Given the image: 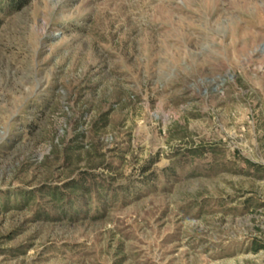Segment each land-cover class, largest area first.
<instances>
[{"label":"rangeland","instance_id":"374dc122","mask_svg":"<svg viewBox=\"0 0 264 264\" xmlns=\"http://www.w3.org/2000/svg\"><path fill=\"white\" fill-rule=\"evenodd\" d=\"M9 1L0 264H264V0Z\"/></svg>","mask_w":264,"mask_h":264},{"label":"trees","instance_id":"16d2710c","mask_svg":"<svg viewBox=\"0 0 264 264\" xmlns=\"http://www.w3.org/2000/svg\"><path fill=\"white\" fill-rule=\"evenodd\" d=\"M13 1H15V0H10L9 3H12ZM100 119L103 121L102 122V127L105 126L107 124V121H108L107 114L103 113L101 115ZM246 162L254 169L255 172L264 171V167L262 165H258V164H255V163H252V162H249V161H246ZM84 174H88V173L86 172ZM89 175H92V174H89ZM79 183H80L79 179H71L65 184V188L66 189L68 188L71 191L78 190L79 189ZM97 189L98 188H97V185L95 184V182H91V185H90V183H88V184H86V186L82 187V190H83L82 192H84V193H88L90 191L96 192ZM63 193L64 192L61 191V190L57 193L58 200H62L65 197V194H63ZM251 250L253 252H257L259 250H264V241H254L252 243Z\"/></svg>","mask_w":264,"mask_h":264}]
</instances>
